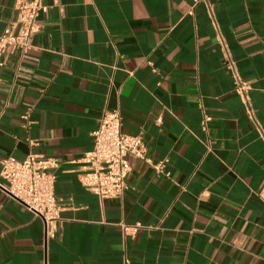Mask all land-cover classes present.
Wrapping results in <instances>:
<instances>
[{
	"label": "crops",
	"instance_id": "crops-1",
	"mask_svg": "<svg viewBox=\"0 0 264 264\" xmlns=\"http://www.w3.org/2000/svg\"><path fill=\"white\" fill-rule=\"evenodd\" d=\"M41 1L31 47L1 59L0 159L56 161L61 221L45 239L0 191V264H264V0H206L211 15L192 0ZM103 109L149 159L128 158L120 198L79 182Z\"/></svg>",
	"mask_w": 264,
	"mask_h": 264
},
{
	"label": "built area",
	"instance_id": "built-area-1",
	"mask_svg": "<svg viewBox=\"0 0 264 264\" xmlns=\"http://www.w3.org/2000/svg\"><path fill=\"white\" fill-rule=\"evenodd\" d=\"M207 12L211 9L206 0ZM41 0H14V18L0 31V65L2 56L7 51H26L31 47V37L38 31L37 16L46 11ZM232 91L240 98L245 113L251 118L252 108L247 96L248 84L243 80L233 62L226 57ZM209 116L203 113L201 129ZM260 135L262 131L258 128ZM92 148L81 157L86 168L79 176L82 187L99 198H120L129 189L126 174L129 171L128 158L138 157L149 162L143 155L144 148L138 135L125 134L120 130V115L117 109H103L98 117L96 127L91 131ZM56 166L53 158L28 154L20 160L10 157L0 159V191L14 200L24 209L39 217L42 221L44 238L55 235L61 221L59 199L53 192L55 175L52 168ZM156 171H163L162 163H152ZM121 232L132 236L139 223L130 225L118 223Z\"/></svg>",
	"mask_w": 264,
	"mask_h": 264
}]
</instances>
